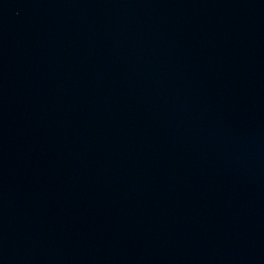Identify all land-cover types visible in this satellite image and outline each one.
Masks as SVG:
<instances>
[{
  "label": "water",
  "instance_id": "1",
  "mask_svg": "<svg viewBox=\"0 0 264 264\" xmlns=\"http://www.w3.org/2000/svg\"><path fill=\"white\" fill-rule=\"evenodd\" d=\"M0 264H264V0H0Z\"/></svg>",
  "mask_w": 264,
  "mask_h": 264
}]
</instances>
